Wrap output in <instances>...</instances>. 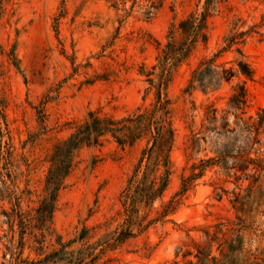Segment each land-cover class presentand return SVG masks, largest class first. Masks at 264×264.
<instances>
[{"label":"rangeland","instance_id":"374dc122","mask_svg":"<svg viewBox=\"0 0 264 264\" xmlns=\"http://www.w3.org/2000/svg\"><path fill=\"white\" fill-rule=\"evenodd\" d=\"M191 16L205 27L158 92ZM226 38L215 65L253 76L187 91ZM146 111L170 147L154 123L132 145L101 135L37 220L55 147ZM0 264H264V0H0Z\"/></svg>","mask_w":264,"mask_h":264},{"label":"trees","instance_id":"16d2710c","mask_svg":"<svg viewBox=\"0 0 264 264\" xmlns=\"http://www.w3.org/2000/svg\"><path fill=\"white\" fill-rule=\"evenodd\" d=\"M198 20L191 16L189 19L182 21L177 27H173L168 35V43L164 47L161 55L158 57L159 66L161 67V76L159 84L157 85L158 92L162 86H167L172 73L180 66L192 52L194 44L197 42L198 38L201 36L202 30L205 27V22H197ZM180 33L181 41H177L176 34ZM203 38L206 39V35L203 34ZM226 46L222 48L219 53L215 54L214 57L209 61L201 62L200 66L193 71L191 79L189 81L187 91L194 90L196 88H202L206 85H215L216 88L218 84L223 81H231L236 74L245 75L247 77L253 76V69L251 66L243 61L238 60L236 62V70L230 68L226 69L223 65H215L217 59L222 53L228 51L233 45L234 40H225ZM243 56L242 52H240ZM215 66V68H213ZM202 67H205L202 69ZM220 70H218V69ZM152 85H155L154 80H150ZM207 83V84H204ZM213 83V84H212ZM207 87H204L206 90ZM239 93L232 97V100L243 99L246 101L247 89L241 86ZM155 111H146L144 114L139 115L136 119L131 120L132 125L119 127L111 119H100L94 115L90 116V120L84 125L80 126L76 133L71 135V137L61 143H59L51 157V168L49 170V175L46 182L47 196L42 202L41 207L37 210V220L40 222H46L52 220V215L55 207V202L57 198V193L61 186L62 180L68 175L71 168L72 156L75 151L85 145H89L92 142H96L98 138L106 133H112L114 135H124L123 138H118L120 143H129L132 145L138 138H140L144 131L150 129L152 124H156V129L158 135L161 134L159 127L167 128V120H162V122H153ZM144 121L147 126L144 128L142 126H133L135 123ZM159 125V126H158ZM140 131V132H138ZM164 138L169 142V147L172 142L173 132L166 130L164 133ZM157 143V142H156ZM238 233L242 232L237 230ZM240 235V234H239ZM238 235V236H239Z\"/></svg>","mask_w":264,"mask_h":264}]
</instances>
